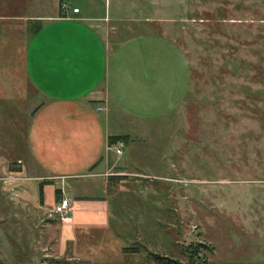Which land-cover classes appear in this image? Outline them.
<instances>
[{
	"label": "rangeland",
	"instance_id": "rangeland-1",
	"mask_svg": "<svg viewBox=\"0 0 264 264\" xmlns=\"http://www.w3.org/2000/svg\"><path fill=\"white\" fill-rule=\"evenodd\" d=\"M63 2L116 19L109 49L162 33L190 70L172 112L123 116L139 146L102 155L100 169L124 175L109 179L110 232L79 255L39 206L40 185H26L39 168L25 170L26 129L45 98L24 53L31 29ZM153 253L174 264H264V0H0V264H159Z\"/></svg>",
	"mask_w": 264,
	"mask_h": 264
},
{
	"label": "crops",
	"instance_id": "crops-1",
	"mask_svg": "<svg viewBox=\"0 0 264 264\" xmlns=\"http://www.w3.org/2000/svg\"><path fill=\"white\" fill-rule=\"evenodd\" d=\"M73 8L78 11L48 14L24 53L26 75L45 98L28 122L32 163L24 167L39 168L26 183L40 185L39 206L49 211L69 198L57 215L58 235L79 255L93 249L97 234L110 232L109 179L124 175L100 169L109 168L102 155L119 145L117 155L130 154L125 142L139 146L123 116L146 120L172 112L188 92L190 70L180 47L162 33L129 35L109 49L108 26L116 19ZM110 136L122 137L109 145Z\"/></svg>",
	"mask_w": 264,
	"mask_h": 264
},
{
	"label": "built area",
	"instance_id": "built-area-1",
	"mask_svg": "<svg viewBox=\"0 0 264 264\" xmlns=\"http://www.w3.org/2000/svg\"><path fill=\"white\" fill-rule=\"evenodd\" d=\"M61 11L62 13H67L69 10H71L72 12H77L78 8H71V6L67 3H62L60 5ZM122 145H119L118 147H115V152L117 154H120L122 152ZM70 206V200L68 197H61L59 199V201H56L53 205V207L51 208V210H49V212L54 213L56 215H61L63 214Z\"/></svg>",
	"mask_w": 264,
	"mask_h": 264
},
{
	"label": "trees",
	"instance_id": "trees-1",
	"mask_svg": "<svg viewBox=\"0 0 264 264\" xmlns=\"http://www.w3.org/2000/svg\"><path fill=\"white\" fill-rule=\"evenodd\" d=\"M40 27H41V25H37L33 29H31L32 32H30V35L32 36ZM121 137L122 136H110L109 141H108L109 145L116 143L119 139H121ZM131 251L135 252L136 250L134 249ZM151 258L159 264H172V263L174 264V263H176L173 259H171L167 256H164V255H159L157 253L151 254Z\"/></svg>",
	"mask_w": 264,
	"mask_h": 264
}]
</instances>
